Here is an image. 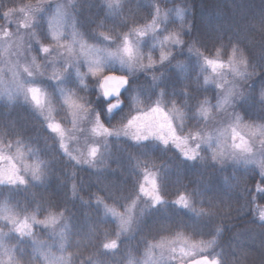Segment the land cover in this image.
Masks as SVG:
<instances>
[{
  "label": "clouds",
  "instance_id": "9594fccd",
  "mask_svg": "<svg viewBox=\"0 0 264 264\" xmlns=\"http://www.w3.org/2000/svg\"><path fill=\"white\" fill-rule=\"evenodd\" d=\"M0 264H264V0H0Z\"/></svg>",
  "mask_w": 264,
  "mask_h": 264
},
{
  "label": "snow or ice",
  "instance_id": "6c2138e0",
  "mask_svg": "<svg viewBox=\"0 0 264 264\" xmlns=\"http://www.w3.org/2000/svg\"><path fill=\"white\" fill-rule=\"evenodd\" d=\"M154 187V186H153ZM145 191H147V190H145ZM149 194H153L154 195V192H150Z\"/></svg>",
  "mask_w": 264,
  "mask_h": 264
}]
</instances>
